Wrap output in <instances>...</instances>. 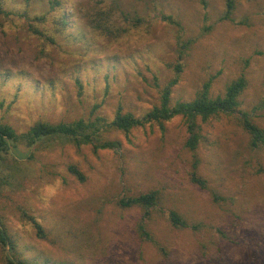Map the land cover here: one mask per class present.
<instances>
[{
	"label": "rangeland",
	"instance_id": "374dc122",
	"mask_svg": "<svg viewBox=\"0 0 264 264\" xmlns=\"http://www.w3.org/2000/svg\"><path fill=\"white\" fill-rule=\"evenodd\" d=\"M235 2L225 19L227 0H0L14 13L0 19V122L18 133L38 122L112 121L120 107L144 117L174 80L172 105L208 82L213 97L248 82L237 113L199 121L195 155L207 188L192 182L182 117L165 130L104 131L100 141L113 149L49 142L5 155L0 223L16 249L0 245V264L8 255L36 264H264V146L251 147L239 120L248 113L264 131V0ZM150 192L159 201L148 218L119 205Z\"/></svg>",
	"mask_w": 264,
	"mask_h": 264
},
{
	"label": "trees",
	"instance_id": "16d2710c",
	"mask_svg": "<svg viewBox=\"0 0 264 264\" xmlns=\"http://www.w3.org/2000/svg\"><path fill=\"white\" fill-rule=\"evenodd\" d=\"M235 3V0H227L225 19H230L233 15L236 7ZM12 14L14 13L0 4V19L9 18ZM176 84L177 80H174L162 91L159 105L153 107L144 117H137L133 113L125 112L120 107L117 109L112 121L96 116L95 118L79 119L72 123L52 124L38 122L25 133H18L13 127L0 122V166L5 161V155L16 152L17 155L26 157L32 150L49 142L73 144L78 148L92 145L95 150L113 149L119 144L100 141L101 134L104 131L114 129L129 134L132 130L144 127L147 124H158L162 130H165L167 122L176 117H182L189 135L186 147L194 154L192 182L201 188H207V182L198 174L199 159L195 155L202 140L199 121L201 120L205 123L222 114L237 113L239 98L246 90L248 82L244 76L238 78L228 85L225 93L219 97L211 95V83L208 82L193 101L179 102L172 105V90ZM239 120L250 136L251 147L253 149L263 147L264 131L254 123L251 115L239 113ZM69 170L81 181H84V176L75 166H70ZM158 201V193L150 192L136 197L123 198L119 201V205L123 208L140 207L145 210L144 217L148 218L150 211L158 205ZM170 219L177 227L186 226V223L175 212L171 213ZM34 224L40 237H44L45 233L41 225L36 221H34ZM141 231L147 237H150L143 225L141 226ZM0 245L9 253L14 252L16 249L14 241L1 223ZM7 261L9 264H36L20 258H14L11 255L7 256Z\"/></svg>",
	"mask_w": 264,
	"mask_h": 264
}]
</instances>
